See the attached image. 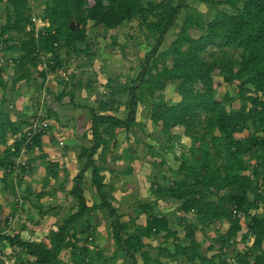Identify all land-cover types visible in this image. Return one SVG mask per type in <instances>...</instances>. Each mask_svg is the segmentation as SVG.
<instances>
[{"label": "trees", "instance_id": "obj_1", "mask_svg": "<svg viewBox=\"0 0 264 264\" xmlns=\"http://www.w3.org/2000/svg\"><path fill=\"white\" fill-rule=\"evenodd\" d=\"M187 1L39 0L37 12L31 0H0L4 12L0 58L15 63L6 75L8 80H4L7 66L0 64V182L13 198H2L4 205L11 206L6 216L0 203V248L15 264H93L99 257L108 262L91 246L95 228L90 218L99 211L106 215L114 256L122 255V264H264V0H195L212 12L210 18L189 9ZM182 10L191 12L162 50ZM32 16L48 24L38 36ZM129 24L137 26L143 40L152 38L154 44L136 77L120 90L127 98L125 105L108 97L96 108L86 107L90 138L86 134L81 138L75 174L71 177L53 161L44 164L47 153L42 135L32 139L27 166L13 170L28 119L37 113L28 116L16 110L15 92L22 86L34 89L31 107H38L47 77L63 70L59 58L63 49L91 59L92 46L86 43L90 27L111 33ZM48 54L47 61L53 63L44 70L41 64ZM215 78L232 94L218 98ZM168 82L177 84V98L171 103L160 97ZM60 83L67 85L57 93V102L76 87L73 79L70 84L69 80ZM122 107L127 112L124 120L114 116ZM140 107L145 108L153 129L149 138L159 149L170 152L174 142L184 139L185 148L176 169L164 159L150 161L153 168L164 169H155L157 174L148 177L152 199L138 202L134 216L123 221L126 215L119 213L105 191L101 164L115 150L118 131L128 134L134 127L143 131L135 120ZM43 111L52 130L54 113L47 104ZM146 149L152 152L154 147L146 145ZM248 154L252 155L246 159ZM38 166L44 168L40 191L23 182ZM132 173L130 167L122 172ZM87 184L98 203L88 205ZM0 194L5 196L1 189ZM44 197L62 199L66 205L44 206L40 202ZM162 201L175 205L171 213L159 211ZM20 206L40 216L56 210L64 213L54 230L41 241L31 242L21 238V230L4 232L10 230L9 218ZM141 216L143 224L137 223ZM176 216L181 238L173 228ZM152 238L155 247L145 242ZM249 240L248 248L236 251V245Z\"/></svg>", "mask_w": 264, "mask_h": 264}, {"label": "rangeland", "instance_id": "obj_2", "mask_svg": "<svg viewBox=\"0 0 264 264\" xmlns=\"http://www.w3.org/2000/svg\"><path fill=\"white\" fill-rule=\"evenodd\" d=\"M32 2L33 9L39 12V9L41 10L39 0H31V3ZM89 2L92 3L93 0H89ZM187 4L189 6V9L202 13L205 18H210L212 16L211 11L207 10L203 5H200L195 0H188ZM188 12V10L181 11L178 19L176 20V27L167 35L166 41L161 47L162 50L175 38L176 34L179 31V27L181 26L183 19L188 14ZM0 15H4L1 5ZM1 22H3V19H1ZM196 35V33H193V36ZM87 39L88 41H91L90 43L92 44V48L89 51L90 53L94 54V56L91 57V59L87 55L85 57H82L83 55L77 57L73 63L68 64L67 72H64L66 74L65 77L69 78V81H71V79L80 81L81 87H84L81 89V91L84 90L86 94L88 93L87 95L90 94L88 100H90L89 104L91 107L96 108L99 101H104L105 99H108V97L118 99L122 103V105H125L127 98L124 94L120 93V90L123 89L130 80H133L136 77L141 63L144 61L145 55L149 53L154 44V40L152 38L143 40L142 32L137 28L136 25L133 24H129L125 26V28H121L118 31H112L111 33L101 29L90 27L88 30ZM2 47L3 46H1L0 48ZM79 47L83 48L84 46L79 45ZM216 51L217 50H215V52ZM231 54L236 55L232 52ZM207 59H209L208 55ZM215 79V94L218 98H221L225 93L232 94V89L230 87L224 86L220 82V78ZM176 88V83H166L164 89L160 93L162 101L165 103H171L176 100ZM85 92H82V94H85ZM79 101L77 102L81 104ZM83 102L85 104L88 103L85 101ZM126 114V110H124V108L122 107L119 109V111L114 113V116L120 120H124L126 118ZM66 116L68 115H65L64 120L62 118L60 119V121L64 123L65 126H63L60 131L56 132L55 136H58L60 137V139H62V144H64L65 142L67 144H70V146H66L67 148L63 150L65 156L62 155L61 160L56 163H58L59 166L65 167L69 175L72 177L76 171L75 160L76 155L79 152L81 142L79 141V143L77 144L74 140L75 138L73 137H76V134L74 135V130L66 125L70 122V120L68 121L66 119ZM83 117L85 118V115H83ZM135 120L138 125H141V127H143V131L138 127H134L133 130L128 134H126L124 130L118 131V143L115 150L107 155V162L101 164V166L103 167L102 175H104L105 178L104 182H106L107 184L105 187V191H107L108 194L113 198L115 206L117 207L119 213H124L128 216L134 215L135 208L138 206V202H146L152 199L149 195L150 180L148 177L152 174H157L155 172V169L162 171L164 170L162 167L158 166L157 168H153L150 161L154 160L156 162H159L164 158L167 161L166 163L169 162L171 165H173L172 168L176 169V167L179 166V161L177 160V158H179L181 151L185 148L186 141L185 139L181 140L180 144L174 142L171 145L170 152L167 151L165 154L164 152H162V149H159L160 146L149 138L150 135L153 134V129L150 121L148 120L145 108L140 107L137 109ZM82 128H77V139L82 138ZM63 139H65V141ZM85 144H87V141L85 142ZM146 145L153 146L154 150H152V152H149V150L146 149ZM45 148L48 150V152L55 151V153L60 156L59 149L57 150L55 147L53 148L48 145H46ZM66 153H69V155L66 156ZM251 155L252 154H248L246 156V159ZM53 158H55V156H53ZM49 159H51V157L47 156V158L44 159V164H47V162L50 161ZM128 167L133 169V173L131 175H123L122 172ZM42 170L44 171L43 166ZM86 177H89V172L86 173ZM27 180L28 179L24 178V181ZM39 180L40 179L38 178L36 181ZM0 189L4 192L5 195L2 196V194H0V202L1 198L5 197L13 199L12 196H10L11 193L9 192V190H5L1 182ZM85 197L88 205L98 203L97 195L88 184L86 185ZM43 204L44 206L58 204L60 206L66 205L62 199H57L56 201L51 203L49 200L44 199ZM159 205V208L168 207L162 202ZM10 208L11 206H7L3 211L7 213ZM5 213L3 214L5 215ZM32 213L35 212L26 209L24 214H26L27 216H31ZM63 213L64 211L62 210H56L47 216H40L37 214L38 226L34 227L33 232L34 230H38L41 234L46 236L60 223ZM255 213L261 215V210H257L255 211ZM27 219H29L30 221L27 222V229V224L18 222V220L17 222H13V224L15 223V225L12 229L5 230L4 232L7 234H12L15 231H24L25 229L30 231L31 225L29 223H32V219L30 217H27ZM2 221L3 219H1L0 217V229L2 228ZM21 221H23V219ZM90 221L91 226L95 228V243L91 244V246H94V249L98 252H102L103 256L107 257L109 260L108 262H106L103 258L99 257L94 260L93 264H111L113 261L115 263L112 264H122L124 261L123 256H114L116 253V249L113 245L112 240H110V238L108 237L109 222L107 221L104 212L99 211L91 215ZM123 221H126V216L123 217ZM242 233H245V229H243L240 235H242ZM180 235L182 236V233ZM23 238L27 240L28 237L26 235ZM250 245L251 241L249 240L246 244L239 243L238 245H236L235 249L236 251H240L244 249V247L248 248ZM6 251H8V254L10 255L11 251L9 249H6ZM155 253L156 252L154 250L150 252L152 257L155 255ZM170 264H173V262H170Z\"/></svg>", "mask_w": 264, "mask_h": 264}, {"label": "crops", "instance_id": "obj_3", "mask_svg": "<svg viewBox=\"0 0 264 264\" xmlns=\"http://www.w3.org/2000/svg\"><path fill=\"white\" fill-rule=\"evenodd\" d=\"M1 23L2 22H1V19H0V24ZM90 42L91 41H88V39H87V44H90L92 46V44ZM81 48L82 47H80V49ZM80 56L85 57L86 55L83 54V53H80V54L77 55L75 52H72V50L71 51H66L65 49H63L60 52V57H59L60 61L62 63V66H63V70H61V71L63 73L67 72L68 64L73 63L75 61V59L77 57H80ZM82 59H85V58H82ZM93 65H94V63H93ZM14 66L11 69L5 71L4 80L5 79L8 80L7 76L11 74V72L13 71ZM56 78H58V79H56ZM60 80H63L64 82H66L64 80V78L61 77L60 74H56L55 73L54 75L52 74V75H49L47 77V80L45 82L46 83V88H44L42 90L41 97H40V100H39L40 104H39L38 107H36V106L33 107V108L31 107L32 106L31 105V101H33V100H31V98L33 96V91H34V89H32V88H28V87L22 86V87L19 88V90H17V92H15V95H14V97L17 98L15 100V103H14V108L16 110L20 111V112H23L24 114H26L28 116H30L33 112L38 111L39 109L44 110V104H47L49 107H51V109H52V111L54 113L53 114L54 115V120L53 121H54L55 125L51 126L52 130H51L50 135L43 137L41 139V143H42V146H43V150L45 151V153H47V156L51 157V159H49V160L53 161V162H58L59 160H61V156L62 155L65 156V153H63V150H65L66 146H68V145L70 146V144H67V143L64 142L63 146L60 147L58 145V142L61 141L62 139H60V137H58V136H55V133L60 131L62 129V127L65 126L64 123H62L60 121V119L62 118L64 120L66 114L68 115V116H66V119L68 121L70 120V122L67 123L66 125H68L69 128H72L74 130V135L76 134V137H73V138H75L74 140L76 141V143L78 144L79 141L82 142L81 138L77 139V135H78L77 128H82L83 127L82 128L83 133H81V136H83V134H86L87 135V139L90 138L89 132H88V129L90 127V119H89V116L87 114V109H86V107H90V104H89L90 100H88L89 97H90V94L87 95L88 93L86 94V92L84 90L81 91V89L84 88V87L83 86L81 87L80 81H75L74 80L75 83H76V87L74 86L73 88H70L69 94L67 96H65L61 100V102H57L56 101L57 93L62 88V86H66L67 85V84L61 85ZM68 80H69V78H67V81ZM89 80H90V77H89ZM70 83H71V81H69L68 84H70ZM77 85H79V87ZM82 92L83 93L85 92V94H82ZM70 96H73L72 101L70 100ZM83 98H84V100H83ZM77 101H79L81 104H79ZM83 101L88 102V103L85 104ZM83 115H85V118L83 117ZM63 140L65 141V139H63ZM9 144H11V143L9 142ZM46 145L51 146L53 148L55 147L57 150L59 149L60 150V156H58L55 153V151H49L50 152L49 153L48 150L45 148ZM67 155H69V153H66V156ZM53 156H55V158H53ZM164 160L166 161V159H164ZM167 164L170 165L171 167L173 166L169 162ZM75 165H76V160H75ZM42 173H43L42 166H38L36 172H34L32 174V176H25V179H28V180L27 181H23V182L25 183V185L33 186V187H35V189L37 191H40L41 187H42V183H41V180H42V177H43ZM38 178L40 180L36 181ZM44 199L45 200H49L50 203L57 200V199H53V198H49V197H44L40 201L42 204H43V200ZM0 203H1L2 207H3V210L8 206V205L6 206V205L3 204L2 198H1V202ZM162 203L166 204L168 207L159 208L160 205H158V208L161 209L159 211H161L162 213H171L173 211V209L175 207L174 204H172L171 202L166 203V202H163V201H162ZM170 208H173V209H170ZM23 209L20 206L19 209L17 208V211H16L15 215L14 216H10L9 223H8L9 227H10L9 229H12L13 226L15 225V223L13 224V222H17L19 219H23V223L27 224L26 225V229H27V226H28L27 222L29 221V219H27V217H30L32 219V223H29L31 225L30 231L25 229L24 231L20 232V236H21V238H23L24 236L27 235V237H28L27 240H29L31 242H39V241H41L43 239L44 235L41 234L38 230H34V232H33L34 227L38 226L37 215L35 213H32L31 216H33V217L27 216L26 214H24L25 210H23ZM10 210H11V208H10ZM10 210L7 213H5V211H4L5 216L9 214ZM34 216H35V218H34ZM127 216L128 215H126V221L129 219V217H133L134 215L133 216H129V217H127ZM178 219L179 218L176 216L175 219H173L172 222H173V228L178 231V236H179V238H181L182 236L180 234L182 233V235H183V232H182V230L179 229L178 225H176ZM24 220H25V222H24ZM137 223L143 224L144 223V216H141V218H139ZM23 239H25V238H23ZM145 242L150 243L153 247H155L156 244H157V242L153 238L150 239L149 242H148V240H145ZM166 261L167 260L161 259L162 263L166 262ZM169 264H170V262H169ZM173 264H175V262H173Z\"/></svg>", "mask_w": 264, "mask_h": 264}, {"label": "built area", "instance_id": "obj_4", "mask_svg": "<svg viewBox=\"0 0 264 264\" xmlns=\"http://www.w3.org/2000/svg\"><path fill=\"white\" fill-rule=\"evenodd\" d=\"M32 24L35 25V36H38L39 31H42L44 27H46L48 24L47 22H41L38 18L35 16L31 17ZM50 55H46L45 60L42 62L41 67L44 70L48 69V65H51L53 61L48 60L50 59ZM0 64H4L7 66V70L11 69L15 63L11 60H5L4 58H0ZM56 74H60L65 81H67V78L65 77V74L61 70H57ZM44 113L42 109H39L36 113V115L31 116L28 119V125L25 128L24 131V141L20 145L19 148V155L14 161L13 164V170L20 169L22 167L27 166L28 162V148L32 146V139L36 135H42V138L45 136H49L51 133V129H49L48 123L44 120ZM58 145L60 147L63 146L62 142L59 141ZM91 240V239H89ZM0 264H15L13 260H11L0 248Z\"/></svg>", "mask_w": 264, "mask_h": 264}, {"label": "water", "instance_id": "obj_5", "mask_svg": "<svg viewBox=\"0 0 264 264\" xmlns=\"http://www.w3.org/2000/svg\"><path fill=\"white\" fill-rule=\"evenodd\" d=\"M70 28H71V29H74V25H73V24H71V25H70Z\"/></svg>", "mask_w": 264, "mask_h": 264}]
</instances>
